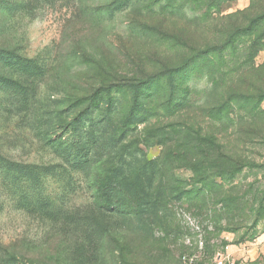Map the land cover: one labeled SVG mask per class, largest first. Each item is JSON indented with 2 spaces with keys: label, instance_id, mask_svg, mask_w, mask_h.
<instances>
[{
  "label": "rangeland",
  "instance_id": "1",
  "mask_svg": "<svg viewBox=\"0 0 264 264\" xmlns=\"http://www.w3.org/2000/svg\"><path fill=\"white\" fill-rule=\"evenodd\" d=\"M234 96L229 119L264 128V0H0V264H264V141L225 180L215 147L174 134ZM114 164L143 172L138 215L92 206Z\"/></svg>",
  "mask_w": 264,
  "mask_h": 264
},
{
  "label": "trees",
  "instance_id": "2",
  "mask_svg": "<svg viewBox=\"0 0 264 264\" xmlns=\"http://www.w3.org/2000/svg\"><path fill=\"white\" fill-rule=\"evenodd\" d=\"M189 97V90L184 89L183 91H175L173 88L167 98V103L170 104V102L174 101L176 104V111H180L189 107ZM234 99H236L235 96L222 101L217 100L206 103L204 107L200 109V113L198 112V114H196L195 118H189V123L185 122L178 132H174L177 138H179V134L184 135L187 138L188 136L195 135L198 138V140L195 138L196 142L199 141L197 142L198 144L215 147L216 151L222 154L221 156L223 158L221 159L225 162L222 165L224 168L221 171L215 172L213 175L214 177H221L225 180L231 179L235 174L239 173L242 168L249 164L246 162L245 158L238 154L239 150L242 149L243 146L255 143L256 141H264V128L252 129L246 124L251 123L250 119L254 118L255 115H258V112H256L257 114L255 115L247 114L249 117H247V120L245 121L246 123L239 118L234 122L233 119H229V115H226V111L229 109V105H232ZM90 100H92V98H90L89 101ZM234 102L238 103V101ZM87 114L88 112L85 115ZM85 115L80 113L77 121L67 124L66 131L70 136H75V138H77L75 133L78 132L79 128L89 131L92 130L93 124L88 123L85 119L88 118L89 115ZM206 120H212L216 123L230 120L233 124H236V127L230 128V133L228 132V135H226L227 139L230 136H232L233 139L225 143V136L222 135L221 130L218 131L217 128L209 126L210 124H208ZM204 123H207V126H204ZM182 130L185 132H182ZM187 133H192L194 135ZM184 138L183 142L185 143ZM71 142L73 144H70L69 147L71 146L70 151L72 152L69 151L70 154H68L71 163L78 164L79 166L86 165L89 162L87 154L85 156L79 155L76 146L80 145L82 148L89 150L86 146L87 143L83 142L82 144L74 145L72 140ZM73 148H75L74 152ZM124 151H117L115 155L122 156L121 153ZM224 151H227L228 153L225 154L223 153ZM129 154L133 155L135 154V151H130ZM143 166L147 168H150L151 166L149 172L153 174L158 170L155 161L148 162ZM142 177L143 172L140 168L132 169L130 167H124L123 165L114 164L96 179L94 192L95 200L92 202V206L98 210L113 212L115 214L138 215V211H140L143 202L141 200V192L136 184Z\"/></svg>",
  "mask_w": 264,
  "mask_h": 264
},
{
  "label": "built area",
  "instance_id": "3",
  "mask_svg": "<svg viewBox=\"0 0 264 264\" xmlns=\"http://www.w3.org/2000/svg\"><path fill=\"white\" fill-rule=\"evenodd\" d=\"M227 260V257L225 255H217L212 264H225ZM179 264H205L200 262L195 256H190V255H182L179 258Z\"/></svg>",
  "mask_w": 264,
  "mask_h": 264
}]
</instances>
